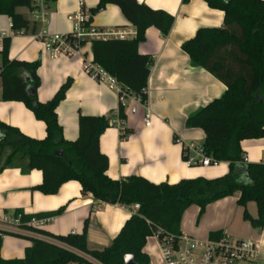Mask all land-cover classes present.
<instances>
[{"label":"trees","instance_id":"16d2710c","mask_svg":"<svg viewBox=\"0 0 264 264\" xmlns=\"http://www.w3.org/2000/svg\"><path fill=\"white\" fill-rule=\"evenodd\" d=\"M188 5L191 0H181ZM210 9L223 13L220 28H200L182 43L181 50L189 58L193 68L206 71L222 83L226 91L208 105L191 114L185 122L187 129H199L204 133L201 145L209 163H226L228 174L206 180H180L176 185H155L136 176L112 181L106 176L108 160L99 150V139L111 126V119L79 115L78 140L64 141L58 124L56 109L71 87L66 81L47 104L38 103L39 88L37 69L40 61L30 64L9 60L11 40H3L1 55V99L19 102L32 112L34 118L45 125L44 140L30 139L18 129L0 122V154L8 149L1 169L19 165L21 172L41 171L42 183L36 190L45 196L56 195L69 181L80 184L82 194H90L93 200L108 205L119 204L139 209L132 213L111 244L101 251L87 248L88 220L81 235L54 236L27 225L32 217L20 215L17 227L52 239L53 243L35 239L25 249L22 260L1 258L3 236L17 239L21 235L0 232V264H123L126 255L134 257L135 264H150L143 253L146 240L158 235V242L167 237L173 249L178 248L182 237L180 224L184 212L192 206L199 207L200 218L205 208L213 202L239 195L237 205L244 211L243 219L254 229L264 226V164L253 165L244 161L239 144L244 140L264 138V0H203ZM116 5L123 18L135 28L132 40H94L91 42L92 64L114 78L124 93L137 97L142 105L147 102V80L152 66L148 56H142L138 46L145 41V32L154 27L162 36H168L174 18L159 11L154 12L133 0H98L89 11L91 19L110 5ZM30 0H0V15L11 22L14 32H26L30 22L19 15L18 8H30ZM72 45L73 39L69 38ZM84 42L80 41L79 45ZM35 91V93L32 92ZM117 117L125 122L124 106L119 104ZM130 131L121 134L126 139ZM185 161L187 157L183 156ZM248 202L256 205L257 218L245 210ZM61 211L57 212L59 215ZM222 234H210L215 242Z\"/></svg>","mask_w":264,"mask_h":264},{"label":"crops","instance_id":"0c3cea01","mask_svg":"<svg viewBox=\"0 0 264 264\" xmlns=\"http://www.w3.org/2000/svg\"><path fill=\"white\" fill-rule=\"evenodd\" d=\"M133 1L174 18L168 36H162L150 27L145 32V41L138 46L139 53L150 57L153 62L147 80L145 105L129 92L122 103L115 91L90 78L84 67L92 64L91 42L96 38H83L84 44L79 47L78 56L44 51L45 40L53 35L71 34L77 18H89V11L97 6L98 0H54L44 19L35 22L29 8H18L16 12L30 22L26 32H14L9 18L0 15V51L3 40L8 38L11 40L10 61L28 64L40 61L37 69L38 103L47 104L66 81H71V87L55 111L64 141L78 140L80 114L103 116L112 122L117 119L119 104H123L126 121L119 119L118 123L111 124L99 139V150L108 160L106 176L110 180L120 181L136 176L155 185H176L180 180L198 177L213 180L227 175L229 169L226 163L194 167L187 166L182 158H200L204 141L202 131L185 127L186 119L218 99L226 88L206 71L192 68L188 56L180 47L183 42L192 39L200 28L222 27L223 13L210 9L203 0H191L188 5H183L181 0ZM89 26L95 32L106 34L105 40L127 41L136 37L135 28L113 4L95 15ZM1 89L0 82V122L18 129L30 139L44 140V123L36 120L24 104L2 101ZM126 130L130 131V135L121 139ZM239 146L246 163L264 164V138L244 140ZM6 157L0 162V232L19 234L23 238L3 236L1 258L4 260H22L24 250L30 248L35 239L48 243L54 241L17 226L8 228L2 223L3 217L16 218L19 214H15L20 212L25 217L34 218L27 223L34 230L64 237L68 234L81 235L84 222L88 220L87 248L101 251L111 244L132 216V207L97 202L90 194H82L80 184L75 181L66 182L56 195L45 196L36 190L42 183L41 171L34 169L23 174L19 165L1 169ZM238 199L239 195L235 194L213 202L200 218L199 207H190L182 216L181 233L201 242L210 241V234L215 233L234 239L264 242V228L254 229L248 221H244V211L237 205ZM245 210L253 219L257 218L254 202H248ZM59 211L61 213L56 215ZM144 247L143 253L150 264H162L161 247L154 237H149Z\"/></svg>","mask_w":264,"mask_h":264},{"label":"built area","instance_id":"2783aa9c","mask_svg":"<svg viewBox=\"0 0 264 264\" xmlns=\"http://www.w3.org/2000/svg\"><path fill=\"white\" fill-rule=\"evenodd\" d=\"M54 0H30V13L33 21L43 20L50 4ZM89 23L86 16H79L73 32L69 35H53L50 39L43 42L44 51L47 53L66 54L68 56L80 55L79 42L85 37L96 38L95 40H105L107 36L93 31L90 26L85 29ZM123 36H121L122 38ZM40 39V37H37ZM69 38L73 39L72 45ZM93 81L106 85L109 90L115 91L120 101L124 103L126 94L123 88L117 84L114 78L109 77L102 69L93 64L84 67ZM111 122L118 123L119 117ZM147 120L149 116L147 115ZM148 124V122H147ZM187 166L201 165L210 166L209 159L204 156L200 158L187 157L185 160ZM139 205L132 206V212H136ZM2 223L8 228H16L20 223V215L14 217H3ZM34 223V221H33ZM32 223V224H33ZM158 241V235L153 236ZM159 247H161L162 264H264V242L253 239H234L223 235L221 238L212 241H197L183 236L178 242V248L173 249L169 238L165 237Z\"/></svg>","mask_w":264,"mask_h":264},{"label":"water","instance_id":"95a60500","mask_svg":"<svg viewBox=\"0 0 264 264\" xmlns=\"http://www.w3.org/2000/svg\"><path fill=\"white\" fill-rule=\"evenodd\" d=\"M0 69H1V65H0ZM33 93H35L34 90H32ZM123 264H135L134 262V257L130 256V255H126L123 258Z\"/></svg>","mask_w":264,"mask_h":264},{"label":"rangeland","instance_id":"374dc122","mask_svg":"<svg viewBox=\"0 0 264 264\" xmlns=\"http://www.w3.org/2000/svg\"><path fill=\"white\" fill-rule=\"evenodd\" d=\"M8 152H9L8 149H5V150H3V152H1V154H0V162H2L5 159V157L7 156Z\"/></svg>","mask_w":264,"mask_h":264}]
</instances>
